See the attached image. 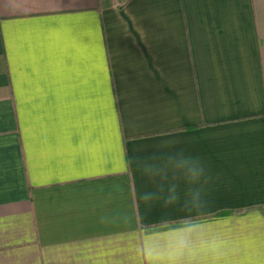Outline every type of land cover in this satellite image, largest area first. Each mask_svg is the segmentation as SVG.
<instances>
[{"label": "crops", "instance_id": "crops-1", "mask_svg": "<svg viewBox=\"0 0 264 264\" xmlns=\"http://www.w3.org/2000/svg\"><path fill=\"white\" fill-rule=\"evenodd\" d=\"M0 264H264V0H0Z\"/></svg>", "mask_w": 264, "mask_h": 264}]
</instances>
